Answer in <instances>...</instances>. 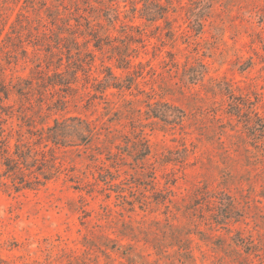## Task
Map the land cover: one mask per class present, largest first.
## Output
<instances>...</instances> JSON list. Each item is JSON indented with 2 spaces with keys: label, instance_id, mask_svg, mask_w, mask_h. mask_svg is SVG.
Listing matches in <instances>:
<instances>
[{
  "label": "rangeland",
  "instance_id": "374dc122",
  "mask_svg": "<svg viewBox=\"0 0 264 264\" xmlns=\"http://www.w3.org/2000/svg\"><path fill=\"white\" fill-rule=\"evenodd\" d=\"M84 1L57 3L74 22L86 13ZM144 1L164 8L163 18L143 16ZM25 4L0 6L8 17L0 57L10 84L30 76L37 60L44 68L46 50H56L48 45L54 31L44 8L30 7L26 36L41 45L24 44L26 54L19 47L17 54L1 50L8 23ZM109 6L108 44L100 50L90 44L91 61L83 47L72 55L90 70L87 78L79 73L64 109L50 107L61 90L34 91L30 99L0 93V264H264V0H115ZM40 32L48 34L39 39ZM61 59L65 64L67 53ZM116 59L129 63L122 67ZM105 67L118 88L102 95L92 84ZM164 102L179 107L182 120L154 117L150 107ZM233 103H244L238 115L230 112ZM31 113L39 128L77 116L127 139L142 131L151 153L137 167L117 141L124 158L114 157L116 173L105 154L93 153L94 142L65 147L28 140L23 120ZM23 134L39 153H29L14 179L4 172L1 153L4 145L12 153ZM99 167L120 184L103 182ZM224 195L238 218L217 226L214 214L227 209H216L215 200Z\"/></svg>",
  "mask_w": 264,
  "mask_h": 264
},
{
  "label": "trees",
  "instance_id": "16d2710c",
  "mask_svg": "<svg viewBox=\"0 0 264 264\" xmlns=\"http://www.w3.org/2000/svg\"><path fill=\"white\" fill-rule=\"evenodd\" d=\"M22 1L23 3H28L30 5L25 4L18 7L14 19L8 23L9 30H6L4 37L2 38L1 50L5 53L14 52V54H17L16 50L17 47H19L22 52L26 54L27 49L24 44L31 42L35 48L36 46L41 45L40 43H33L30 39H27L26 36V32L30 33V31L26 29L28 18H30L28 15L29 10L26 8L29 7L33 9L44 8V13L48 18L46 23H48L49 28L47 29H49V31H54V39H49L48 41L50 42L48 45L49 47H52L54 44L56 50H46L47 52L42 57V62L45 64L44 68L41 65V60H37V63H34V66L30 71V76L27 78L17 77V82L13 84L5 81L7 74L5 73V68L1 61L2 58L0 57V81H2L0 85V93L3 94L2 98L4 99H8L10 91L12 93L15 92L21 97L25 95V97L30 99L34 91L39 92L41 90L50 89L55 91L61 90L63 91V94H59L56 99L51 102L50 107L52 109L62 110L68 102V97L73 96L74 92L78 89L77 83L80 79L79 73H82L86 78L89 76L90 69L83 65L84 63L87 64L86 61H80V58H73L72 55H79L82 52L81 47H83L84 57L89 58L91 61L94 58V50L89 48L90 44L93 48L98 50H100L103 45L108 44L105 39L108 38L109 26H112L114 21L111 13L112 9L109 5L112 6V3L115 0H85L82 3V10L86 13L85 15H78L76 19L74 18V22H70L71 18H66L68 15L62 13V10L60 9L61 4L57 3V0L55 2L52 1V4L48 5H46V0ZM69 1L73 2L76 0ZM10 2L15 6L18 4L19 0H0V6H6ZM154 6L155 7H152V3L143 2L141 12H143V16L147 17L148 20L163 18L164 16L165 9H159L156 5ZM76 8V10H79L78 7ZM156 8L160 10V12L156 11ZM0 17L1 20H3L2 28L0 30H3L8 22V17L3 16L2 14ZM101 20H104L105 23ZM195 21L197 22L198 27L201 26L198 19ZM47 34L48 33L46 32H40L38 37L40 39V37L42 38V36L44 37ZM79 38H82L81 42ZM44 40L47 41V38H44ZM35 53L36 52H34V56H36ZM64 53H67V61L65 64L61 62V55ZM116 61L118 64H121L122 67H126L129 63H120V61L124 62L121 59H116ZM51 65L53 67L52 69H50ZM200 67H202V65H200ZM105 70L106 73L104 74V77L101 80L94 79L95 82L92 84L93 90L95 92H100L102 95H105L104 93L109 87L118 88V83H116V78L112 74L110 68L105 67ZM154 104L159 106H151L149 111H151L154 117H157L162 121L171 123L175 122V119L182 120L184 116V112L175 105L166 102ZM242 104L244 103H233V105H231V114L238 115ZM35 116L38 117L36 113H31L27 116L26 120H23L24 124L27 126L26 132L29 134L27 138L28 140H34L35 144L44 143V146L48 143H52L57 146L65 147L79 144L90 145L94 142L99 144V146H97V149H95L93 153L95 155L105 154L106 159L113 164L110 166L115 168L114 170L116 173L121 171V169L119 168L120 165H116L117 163H115V160L119 159L115 158L114 160V157L120 155L122 156L121 158H124V153H122L121 148H119V145L121 144L117 143V141L124 144V148H126L124 152H126V155L132 157L135 166L144 163L145 158L151 153V148L145 140L142 131L134 133L133 136H131V139H127L124 135H118L116 133L117 130L111 126L104 127L103 132L102 126L100 127L93 121L77 116L61 119L55 118L53 119L52 125L47 126L46 128H39L36 127ZM26 121L29 123H26ZM1 135L3 139H5L9 134L6 133ZM112 147H115L117 151L114 152ZM14 149L15 150L12 153H8V145H4L1 155L3 158L2 165L4 166V172L7 173L10 178L14 177V179H17V175L21 174L22 171L21 165L27 160L29 153L32 152V155L35 158L39 151L31 147L29 141L25 139L24 134L16 137ZM50 151L54 150H51L50 148ZM99 168L101 172L98 174L103 178L102 181L105 183H112L111 181L114 180L115 175L109 173V168ZM136 173L140 174L137 171ZM116 175L118 176V174ZM43 178L44 181H34L35 184H43V182L50 178V175L46 174ZM112 184L118 185L120 182ZM224 196L226 197H218V200H215L216 204L214 207L216 209H227L224 213H219V215L218 211L214 214V224L217 226L225 224L228 220H231V218H234L235 221L237 220L235 218H238L230 215L236 212L232 205L233 202L231 197L227 195ZM223 198H226L228 202H223ZM141 200V202H138L144 204L145 199ZM217 203L219 205H217ZM235 241L238 242V239H235Z\"/></svg>",
  "mask_w": 264,
  "mask_h": 264
}]
</instances>
